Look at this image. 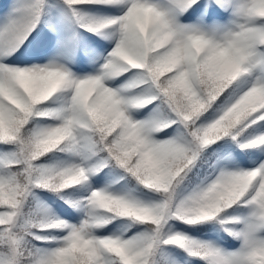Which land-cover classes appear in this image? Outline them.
Returning <instances> with one entry per match:
<instances>
[{
  "label": "snow or ice",
  "instance_id": "obj_1",
  "mask_svg": "<svg viewBox=\"0 0 264 264\" xmlns=\"http://www.w3.org/2000/svg\"><path fill=\"white\" fill-rule=\"evenodd\" d=\"M0 264H264V0H0Z\"/></svg>",
  "mask_w": 264,
  "mask_h": 264
}]
</instances>
